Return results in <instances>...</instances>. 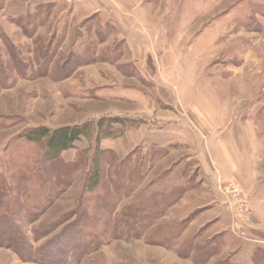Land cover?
Here are the masks:
<instances>
[{
	"label": "rangeland",
	"instance_id": "rangeland-1",
	"mask_svg": "<svg viewBox=\"0 0 264 264\" xmlns=\"http://www.w3.org/2000/svg\"><path fill=\"white\" fill-rule=\"evenodd\" d=\"M0 208V264H264V0H0Z\"/></svg>",
	"mask_w": 264,
	"mask_h": 264
},
{
	"label": "trees",
	"instance_id": "trees-1",
	"mask_svg": "<svg viewBox=\"0 0 264 264\" xmlns=\"http://www.w3.org/2000/svg\"><path fill=\"white\" fill-rule=\"evenodd\" d=\"M126 124H129L130 126H134L136 122L128 121L126 119H122L119 117L114 118H100L96 122H88L80 126H64L59 127L54 130H50L47 128H37L28 130L25 132L24 135H22L26 140L29 142L34 143H41L44 145L45 148V154H44V161L46 163H53L59 160L61 154L65 151L71 150L74 148V144L78 141H80L81 137H89L91 132L95 130V142L98 147L100 141L105 139H115L120 137V130L115 129L114 125H120L124 127ZM98 150V148H97ZM97 163L98 161L95 160V171L92 175V179L90 181V186L88 189H92L95 187L99 182V172L97 170ZM18 202L16 201V204ZM11 204V203H9ZM9 206V205H8ZM2 209V208H0ZM6 212H0V221L5 222V217L7 214V210H4ZM8 229H3L0 232V239H2L3 234ZM18 237V239H21L20 232H14L11 233ZM51 264H56L60 262L58 259H52L50 260Z\"/></svg>",
	"mask_w": 264,
	"mask_h": 264
},
{
	"label": "crops",
	"instance_id": "crops-1",
	"mask_svg": "<svg viewBox=\"0 0 264 264\" xmlns=\"http://www.w3.org/2000/svg\"><path fill=\"white\" fill-rule=\"evenodd\" d=\"M204 117H205V121H207L208 120V118L210 117V115H207V119H206V116H205V114H204ZM222 117L223 116H219V119H221V122H223L224 120V118L225 117H223V119H222ZM217 119H215V117H210V119H209V122H214V121H216ZM180 121H181V123H185V121L186 122H188L187 121V119H180ZM200 121V120H199ZM221 122H219V123H221ZM166 127H169V126H166ZM218 127V129H216ZM216 128L215 127H211L210 129H214L217 133H219L218 131H219V128L221 127L220 125L219 126H217ZM165 130H170V129H165ZM162 131H163V129H162ZM228 131V133L226 134V135H233L229 130H228V128H226V132ZM233 132V131H232ZM222 133L223 132H221V134L219 133L216 137H215V139H214V141L216 140L217 141V145H219V146H221V151H222V154H223V159L226 161L225 163H227L230 159H229V152H228V150H227V148L228 147H226V146H224V143H220V140L222 139V137H223V135H222ZM212 135V134H211ZM210 135V136H211ZM173 141V140H172ZM103 142L104 141H102V144H103ZM169 142V141H168ZM171 142V141H170ZM220 143V144H219ZM166 144H168V143H166ZM103 146V145H102ZM224 164V163H223ZM222 164V165H223ZM224 167H227V164L225 165H223ZM224 167L221 169L222 170V172L225 174V176H233V173H229V172H231V171H225V169H224Z\"/></svg>",
	"mask_w": 264,
	"mask_h": 264
}]
</instances>
